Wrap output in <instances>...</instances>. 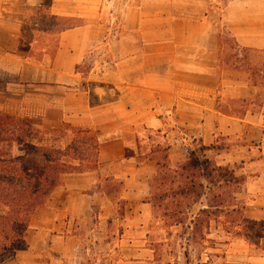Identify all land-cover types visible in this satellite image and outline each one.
<instances>
[{"label": "crops", "instance_id": "1", "mask_svg": "<svg viewBox=\"0 0 264 264\" xmlns=\"http://www.w3.org/2000/svg\"><path fill=\"white\" fill-rule=\"evenodd\" d=\"M102 3L0 0L1 114L46 135L67 125L98 143L95 167L62 176L32 217L27 249L0 264H80L93 208L90 230L117 254L115 264H191L192 231L206 213L202 240L219 247H206L207 255L222 246L218 264H264V235L255 246L244 229L264 222V115L253 84L264 67V3L233 0L219 21L211 0H128L117 23ZM36 5L85 20L52 42L30 23ZM74 139L66 134L45 147L65 150ZM194 154L218 176L202 169L199 207L188 208L184 224L181 209L164 210L185 199L187 192L169 193L194 177L185 168ZM227 213L240 214L234 233L224 228Z\"/></svg>", "mask_w": 264, "mask_h": 264}, {"label": "rangeland", "instance_id": "2", "mask_svg": "<svg viewBox=\"0 0 264 264\" xmlns=\"http://www.w3.org/2000/svg\"><path fill=\"white\" fill-rule=\"evenodd\" d=\"M128 0H102V4H107L108 9L112 10V14L115 17V23L119 22V19L117 18L118 14H120L122 12V9L126 6ZM213 5H211L209 7L210 12L212 13V15L218 19L220 21V19H222V10L225 9V7L233 0H211ZM260 2L264 3V0H258ZM30 14L32 16L30 23L35 24L38 23L39 24V28H40V38L44 37V38H51V41H55L56 40V36L57 33L64 27H71L73 25H76L78 23H80L81 21L83 22L85 20L84 19H80V18H76V17H59L56 14L52 13V10H50L49 7L47 6H39L36 5V7L32 8V10H30ZM219 24L221 25V23L219 22ZM224 38H226L228 45L230 46H234L233 45V38L230 35L229 31L225 28L224 29ZM246 53H244V57H246ZM253 84L254 86V92L256 91V97H254V107L256 109H258L259 113H263L264 115V67H262L260 65L259 70L256 72V74L254 75L253 78ZM5 99H1L0 100V106L2 107ZM0 115L1 112H0ZM3 115H7L4 114ZM16 118L22 119L19 116H15ZM66 134H74L75 138L80 137V138H93L88 136V133H81L67 125H64L62 128H58V129H54L52 131H50V133L48 135H46L45 133L38 131L37 136H38V140H42V145L44 146H51L52 144H54V140L56 139H61V137H64V135ZM75 140V139H74ZM85 139H83V142H78L76 144V151H71L69 152L70 156L65 157L66 162L69 164V162L71 161L73 165L77 166V168H79L80 170H88V169H92L95 167V160H96V150L93 148L92 144L90 141H84ZM74 142V141H73ZM72 142V143H73ZM12 150L13 151H17L15 149V147L12 145ZM73 158H77V159H73ZM43 157H31L28 160L29 164H35L38 165V162H41V160H43ZM79 164V165H78ZM185 168H187V165H185ZM201 169H189L190 172H196L194 177H189V180L184 177L183 179V183L182 185H178L176 184L173 189L170 191L169 194L174 195L176 192H181L183 191L184 193L187 192L186 194H184L185 199L181 200V197H179L180 199H178V201L180 202L181 206L176 207L174 205V207L172 208H167L166 210H164V213L172 216L175 211L180 210L182 212H185L184 215L180 214L178 215L180 220H185V223H187V220L185 218L189 217L190 215L187 214L188 213V208L193 207L194 211L198 210L199 205H194V201H197V199L199 198L201 192H202V188L200 185V180H201V175H202V169L203 167H200ZM188 169V168H187ZM213 165L211 166L210 171L212 172L213 170ZM193 170V171H192ZM197 170V171H196ZM191 173H189L190 175ZM221 174H226V171H222ZM213 178H216L218 176V173L213 174ZM187 179V180H186ZM192 179V181L194 182V184L192 185V181H190ZM187 181V182H186ZM188 183V185H186ZM229 197V196H228ZM214 201L218 199L217 197L213 198ZM212 199V201H213ZM171 201V200H170ZM155 202L158 204L159 201L155 200ZM182 202V203H181ZM212 204H216L213 203ZM229 203H227L228 205ZM42 210V209H41ZM40 212V211H39ZM97 213V210L95 208H93V210H90V212H88V220H87V224L86 227L83 232H84V240L81 243V247L79 250V262L80 264H115L116 259L118 258L116 253L111 252L110 250L108 252H106L105 248L106 245L103 243H100V241L96 240V237L94 236V233L91 232L90 229L93 228V218L95 217ZM39 214V213H38ZM240 214H233V213H227L226 215V221L228 222V224H226V226L224 227L225 230L227 232H231L234 233L235 232V225L238 224L239 219H240ZM38 216V215H37ZM45 216V215H44ZM208 216H210L209 213H206L204 215H201L198 217L197 219V223L194 226V230L192 231V235L194 237V252L195 255H192V263L191 264H218L219 259L218 257H221L220 255H224L226 249H224L225 247H222L223 250L219 253H217V251H214L212 253H210L209 255H207L205 252H209V251H205L206 247H214L215 250H217L219 247L217 244H215V242H210L208 244L207 240H202L205 232H206V221L208 220ZM230 222V224H229ZM244 225H246V227L244 229H246L249 233H251V237L249 236V240L251 242H253L252 244H254L256 246L255 242H258L257 237H260L262 235H264V222L263 223H247ZM186 231V227L183 228L182 232ZM31 234H34V229H32ZM184 237V236H183ZM42 241V245L43 246H47L50 245L51 243V238H47L46 240H41ZM117 242H114L113 246L116 245ZM222 243V242H221ZM222 245V244H221ZM112 246V247H113ZM204 247V249H203ZM262 248H264V246H260ZM108 248V247H107ZM180 251V250H179ZM179 253V252H177ZM177 257H182V254H178L176 255ZM164 257L166 258V260H170L168 256L164 255ZM168 258V259H167ZM209 258V259H208ZM171 263V261H168ZM178 262V261H177ZM182 262V261H181ZM152 264H158V262L153 261ZM179 264V263H176Z\"/></svg>", "mask_w": 264, "mask_h": 264}, {"label": "trees", "instance_id": "3", "mask_svg": "<svg viewBox=\"0 0 264 264\" xmlns=\"http://www.w3.org/2000/svg\"><path fill=\"white\" fill-rule=\"evenodd\" d=\"M37 133L24 119L0 115V262L27 249L30 224L36 210L48 201L64 174L80 170L72 162H66L69 152L76 151V144L83 139L90 141L96 151L98 149L95 139L80 137L65 150L39 146L33 143L38 140ZM13 142L18 144L20 154L14 155ZM38 153L45 158L41 167L28 163L30 156ZM212 165L194 154L187 168L201 169L202 166L209 172Z\"/></svg>", "mask_w": 264, "mask_h": 264}]
</instances>
